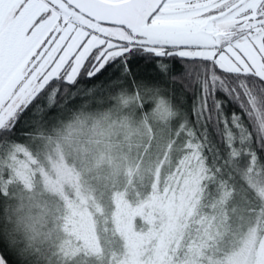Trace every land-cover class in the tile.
<instances>
[{
  "label": "snow or ice",
  "instance_id": "1",
  "mask_svg": "<svg viewBox=\"0 0 264 264\" xmlns=\"http://www.w3.org/2000/svg\"><path fill=\"white\" fill-rule=\"evenodd\" d=\"M97 84L264 171V0H0V141Z\"/></svg>",
  "mask_w": 264,
  "mask_h": 264
},
{
  "label": "rangeland",
  "instance_id": "2",
  "mask_svg": "<svg viewBox=\"0 0 264 264\" xmlns=\"http://www.w3.org/2000/svg\"><path fill=\"white\" fill-rule=\"evenodd\" d=\"M139 107L140 100L113 95L63 107L2 151L0 182L10 175L2 229L23 245L16 257L27 264H189L181 256L193 251L197 225L206 223L208 252L234 248L222 264H264V179L244 178L242 162L232 159L207 169L201 143L178 136L175 117ZM179 165L197 178L161 186ZM154 166L157 178L145 193ZM215 189L218 199H209Z\"/></svg>",
  "mask_w": 264,
  "mask_h": 264
},
{
  "label": "trees",
  "instance_id": "3",
  "mask_svg": "<svg viewBox=\"0 0 264 264\" xmlns=\"http://www.w3.org/2000/svg\"><path fill=\"white\" fill-rule=\"evenodd\" d=\"M78 95L80 97L79 101H77L75 103L65 104L59 110H61L63 107H66L69 111H71V110L73 111L74 108H76V106L79 105V104L86 103V102L91 103V102L94 101L95 98H99V97H103V98L109 97V98H111V96H112V95H110L108 93L107 89L101 88L99 85L96 86V88L90 93L85 91V90H81L78 93ZM126 95L130 99L140 100V98L138 96H134L131 93H127ZM59 110L56 113H54V114H58ZM140 112L145 114L148 111H146V112L140 111ZM51 117L53 118V116H51ZM24 127L28 128V131H21L19 133H16L10 139H5L3 141H0V154L2 153L3 150L15 145L18 140L23 139V137H25L26 134H29V133H31L32 130H34V125H24ZM182 138L184 140L188 141V142L193 141V144H196V145L199 144L197 142L201 143L199 145H201V147L203 149V152H202L203 158L204 159L207 158V160H208V157H209L210 160H208V164H209V166H212V167L208 166L207 169L208 168L209 169H214L216 166L221 168V167H223L222 166L223 165L222 161H225V160H231L232 159L233 162H237V163L239 162L235 158V156H232V157H230L228 159H224V157L217 151L216 147L213 146L212 148H209V145H208L207 142H201L200 140H197V139L188 140L185 137H182ZM195 146L192 147V149H191L193 151V152H191L192 154L193 153L198 154V152L194 151ZM187 154L190 155L189 152H187ZM183 159H185V155H183ZM155 166H156V164H155ZM155 166L152 168V171L149 174V176L152 178L151 185L149 186L148 190L145 193H147L151 189L152 182L157 178L156 174H155V172L157 171V168ZM160 166H161V164H160ZM134 167L135 166H133V168ZM192 167H195V166L192 164ZM158 169H159V173H160L161 172L160 167H158ZM132 170H131L130 173H132ZM183 170H185V169L184 168H180V165L177 166V167L173 166V170L167 175V177L165 178V182H162V180H161V183H160L161 186H165L166 184H171L172 182H170V178H173V179L178 178V177L184 178V177H188L187 174L189 175V177H193V176L198 174L197 171H189V173H188L187 170H185L186 174H184ZM242 170L245 173V174H243L244 178L251 176L250 178H251V180L253 181L254 184H258V183L261 184L262 183V179H264V171H262L258 166L255 168V170L250 169V168H246V167L243 166ZM178 171H179V173H178ZM175 172H177L176 175H174ZM180 172H181V174H180ZM9 176H10L9 173H7L4 176L2 182H0V231H2V232H3L2 228L4 226L3 225V221H5V218L2 215L4 212L2 213L3 209H2V202L1 201H3V196H4V192H5V190H4L5 181L4 180L8 179ZM187 184L189 185L190 183H187ZM118 188H120V187H118ZM118 188L116 189V191H120V192L124 191L123 189H118ZM220 192L221 191L219 189L217 191L215 189L214 191L211 192L212 196L209 199H216L217 200L218 199V195H219ZM251 193L253 194L252 191H251ZM112 208H113V205H112ZM138 223L140 224V222H138ZM211 231H212V228H211V230H209L208 225L206 223L205 224H201V225H197L196 231L194 232V234H193V236L191 238L192 241H194V243H195L193 251L191 253L185 252L184 255L181 256V262L180 263L187 262L189 264H222L223 259H224L223 256L227 255L229 252L234 250V248L226 249V250H224V252H219V254H214V253L208 252L205 242H206V235L209 232H211ZM258 235H260L259 237H262V236H264V233H259ZM179 236L180 235L178 234L177 241L179 239ZM116 239H117V237H116ZM197 251H199V252H197ZM192 253H194V254H192ZM13 258L16 259V260H19V258L16 257L15 253H13ZM212 260H215V261H213V263H212ZM24 263H23V261H20V264H24ZM25 264H27V263H25Z\"/></svg>",
  "mask_w": 264,
  "mask_h": 264
},
{
  "label": "clouds",
  "instance_id": "4",
  "mask_svg": "<svg viewBox=\"0 0 264 264\" xmlns=\"http://www.w3.org/2000/svg\"><path fill=\"white\" fill-rule=\"evenodd\" d=\"M99 84H97V86H98Z\"/></svg>",
  "mask_w": 264,
  "mask_h": 264
}]
</instances>
